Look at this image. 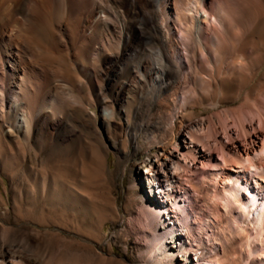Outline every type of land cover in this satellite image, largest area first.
Segmentation results:
<instances>
[{"label":"bare ground","instance_id":"bare-ground-1","mask_svg":"<svg viewBox=\"0 0 264 264\" xmlns=\"http://www.w3.org/2000/svg\"><path fill=\"white\" fill-rule=\"evenodd\" d=\"M103 1L0 0L2 134L8 127L7 134L13 133L19 138L29 140L38 133L57 142L65 135L75 137L77 126L90 129L95 117L88 112L86 122L80 121L77 99L80 94H84L86 100L99 99L110 86L113 89L110 80L116 76L114 70L118 65L135 75V79L122 82L115 92L118 100L110 111L109 107L104 110L110 112L111 119L114 114L126 116L128 128L129 107L141 101L148 92L160 90L167 94L164 106L171 107L176 104L170 93L175 83L185 92L181 108L203 103L219 108L224 103L236 101L237 93L253 82L256 48L252 47L254 42L250 43L251 30H246L249 35L228 19L232 10L230 0H110L115 5L121 4L126 13L140 16L139 25L131 27L123 11L112 12L111 18L103 12L105 14L94 22L85 15L73 16L79 10L98 15ZM116 7L115 10L120 9ZM155 8L162 16L163 37L149 32L151 26L156 27L151 13ZM62 13L67 16L65 22L61 20ZM113 18L122 19L121 26H115ZM255 43L259 48L256 40ZM48 48L55 53L68 51L67 59L73 61L81 74L67 82L70 89H62L74 98L72 104L52 94L56 92L55 87L48 91L46 101L39 107L37 100L45 87L36 86L32 81L35 75L27 56L38 54L48 60L51 57ZM137 58V66L131 67L130 62ZM93 62L98 63L96 68L91 66ZM203 89H207L206 95ZM207 130L205 137L191 130L180 134L174 157L164 155L168 164H160L158 156L155 161L149 157L145 163V173L153 177L147 180L148 188L151 191L156 188L162 199L161 204L145 203L142 209L143 228L147 229L144 232L148 233L149 241L146 264H223L225 260L217 248L214 256L208 257L204 253L206 248L192 246L199 222L191 212L190 192L178 175L182 169L187 173L201 171V174L210 170L211 191L221 204L233 209L235 205L231 199L245 200L241 208L232 210L239 217L232 215L231 218L254 237L258 255L255 253L256 256L246 263L264 264V250H261L264 249V93L256 96L253 90L249 91L238 108L223 110L218 118H209ZM2 139L0 137V154L6 159ZM261 168L263 172L254 176L253 183L248 172ZM211 214L212 218L203 226L213 225L215 214ZM6 232L7 229H3L0 233V264H27L28 261L16 255L8 245ZM213 234L215 236L214 230ZM19 240L22 249L37 250L41 254V264L46 263L44 252L32 239L19 236Z\"/></svg>","mask_w":264,"mask_h":264},{"label":"rangeland","instance_id":"rangeland-1","mask_svg":"<svg viewBox=\"0 0 264 264\" xmlns=\"http://www.w3.org/2000/svg\"><path fill=\"white\" fill-rule=\"evenodd\" d=\"M229 3L234 10L228 19L241 30H251L250 43L254 42L252 47L256 48L254 80L237 93L239 98L232 104L224 103L219 108H212L207 103L189 104L187 108H181L185 92L174 83L170 91L176 102L174 106H164L167 94L160 90L148 92L141 101L129 107L128 128L126 116L114 114L111 119L110 112L104 110L109 107L110 111L118 100L115 92L120 84L126 79H135V75L118 65L114 70L116 76L110 80L113 89L110 86L99 99L86 100L84 94L77 99L82 116L80 121L86 122L89 113L95 117L90 129L77 126L75 137L65 135L57 142L38 133L29 140L19 138L16 134H7L8 127L4 128L5 136L0 132L6 157L3 159L0 154V233L7 229L8 245L16 255L25 258L27 264H41V254L35 249H22L19 236H28L35 242L45 254V264H146L149 241L148 233L144 232L146 227L143 228L142 209L145 203H162L159 191L148 188L147 180L153 178L145 173L149 157L155 161L158 156L160 164H168L164 155L174 157L180 134L191 130L205 137L209 118H218L223 110L238 108L251 90L256 96L264 93V0H230ZM102 6L98 15L79 10L73 16L85 15L94 22L105 13L111 18L114 11H123L130 27L140 23V16L126 13L121 4L105 0ZM115 7L120 9L115 10ZM151 13L156 19V27L151 26L149 32L163 37L160 10L155 8ZM64 15L61 14L63 22L67 20ZM112 21L117 27L122 24L120 18ZM47 50L51 56L48 60L38 54L27 56L35 75L32 81L36 86L45 87L37 100L39 107L46 101L48 91L55 87L57 93L52 94L62 96L64 102L72 104L74 98L62 89H70L67 82L81 74L73 61L67 59L68 51ZM138 61V58L132 60L130 66H137ZM91 66L96 68L98 63L93 62ZM205 90L201 91L206 95L208 91ZM215 152L217 156L218 152ZM178 172L182 185L190 192L193 218L199 222L192 246L206 248L204 253L208 257L214 256L215 248L219 249L220 256L227 262L224 260L223 264H247L258 255L250 231L231 218L232 215L239 217L232 210L241 208L245 200L231 199L235 205L233 209L221 204L211 191L210 170L204 174L195 170L187 173L183 169ZM262 172L261 168L249 171L248 175L254 183V176ZM211 213L215 214L213 225L203 226L212 218Z\"/></svg>","mask_w":264,"mask_h":264}]
</instances>
